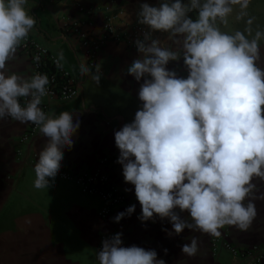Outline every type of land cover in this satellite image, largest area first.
Listing matches in <instances>:
<instances>
[{
	"label": "clouds",
	"instance_id": "9594fccd",
	"mask_svg": "<svg viewBox=\"0 0 264 264\" xmlns=\"http://www.w3.org/2000/svg\"><path fill=\"white\" fill-rule=\"evenodd\" d=\"M27 3L0 0V120L31 123L46 139L34 166V187L47 189L81 122L68 111H43L42 98L50 95L46 74L5 72L37 23ZM249 4L159 0L156 6L139 5L137 22L148 31L135 40L139 56L126 72L140 83L142 106L114 139L124 182L134 186L141 206L138 219L167 220L171 231H162L168 237L185 229L213 237H220L226 226L246 231L257 214L254 200L264 199V193L256 195L254 182L264 181V67L259 64L264 30L254 29L251 17L243 30H223L236 8L238 19L247 16ZM154 33L167 34L166 41ZM181 60L186 78L167 67ZM57 67L62 68L58 61ZM80 70L99 85V73L84 64ZM135 207L118 213L114 222L130 217ZM121 237L116 233L102 241L98 264H165L154 249L122 246ZM181 251L195 256L198 238L192 237Z\"/></svg>",
	"mask_w": 264,
	"mask_h": 264
},
{
	"label": "crops",
	"instance_id": "0c3cea01",
	"mask_svg": "<svg viewBox=\"0 0 264 264\" xmlns=\"http://www.w3.org/2000/svg\"><path fill=\"white\" fill-rule=\"evenodd\" d=\"M142 3L156 6L159 0H28L26 10L37 20L28 38L55 57L78 88V95L72 101L52 102L46 109L47 113L55 115L68 111L81 122L72 149L64 152L60 170L70 174L89 172L99 157L110 155L115 163L117 185L125 193L126 201L114 213L100 219L97 200L84 195L70 180L56 176L49 188L36 189L34 166L46 139L38 129L21 144L20 137L28 123L21 124L6 117L0 120V210L15 191L21 194L23 202L20 213L11 218L10 226L0 229L2 239L9 236L0 245V264H98L97 237L106 231L114 235L122 233L124 247L136 245L146 250L154 249L165 264H237L226 255L211 254L213 236L185 229L179 235L168 237L162 231V228L171 231L167 220L156 218L155 222L141 223L138 219L141 206L134 186L124 182L122 166L117 163L119 149L114 133L132 122L135 112L142 106L138 98L140 83L126 72L139 53L122 40H108L95 53L93 67L89 68L80 40L82 37L96 39L105 23L112 27V35L119 38L132 34L143 38L148 29L137 22ZM246 11L247 16L238 19L240 12L236 8L223 30H243L249 17L254 18V28L259 19L264 18V0H250ZM153 35L162 41L167 39L164 33ZM260 52L259 64L264 67V40L260 42ZM82 64L91 73L100 74L99 85L90 75H81ZM167 67L175 70L178 76L187 77L182 60L170 62ZM5 72L30 76L26 59L17 53L7 63ZM254 182L259 196L264 193V181L257 178ZM254 203L257 214L248 230L229 226L220 230L228 233L235 247L264 244V199H256ZM131 205L136 206L135 212L119 223L114 222L117 214ZM192 237L198 238L199 251L188 257L181 248L190 243Z\"/></svg>",
	"mask_w": 264,
	"mask_h": 264
},
{
	"label": "built area",
	"instance_id": "2783aa9c",
	"mask_svg": "<svg viewBox=\"0 0 264 264\" xmlns=\"http://www.w3.org/2000/svg\"><path fill=\"white\" fill-rule=\"evenodd\" d=\"M76 6H78L76 4ZM140 37L136 35H112V27L105 23L101 34L96 39L82 37L80 46L83 48V55L89 68L93 67L95 53L108 40H122L130 49L136 50L135 40ZM142 39V38H141ZM17 54L24 57L29 66L30 75L39 72L49 77L50 95L42 98L41 108L46 111L47 106L52 102H69L78 95V88L69 75L60 67H57V59L50 55L46 49L35 44L28 37L22 41ZM59 62V61H58ZM60 64V63H59ZM38 128L28 123L20 143L33 137ZM57 177L67 179L79 186L84 195L96 199L100 203L98 217L104 219L114 213L126 201L125 193L118 187L114 159L110 155L99 157L89 172L70 174L60 170ZM114 234L110 231L102 232L97 237L95 250L102 249V241ZM211 254L223 251L229 257L235 259L237 264H264V246L251 245L248 247H235L228 238L226 231L221 232L220 237H212L210 240ZM217 255V254H216Z\"/></svg>",
	"mask_w": 264,
	"mask_h": 264
},
{
	"label": "rangeland",
	"instance_id": "374dc122",
	"mask_svg": "<svg viewBox=\"0 0 264 264\" xmlns=\"http://www.w3.org/2000/svg\"><path fill=\"white\" fill-rule=\"evenodd\" d=\"M262 21H264V18L263 19L262 18L259 19V23L254 25V29L257 26H259V28L261 30H264V22H262ZM15 192L16 193H11L9 195V199L6 200V203L3 205L2 210H0V229L9 227L10 224H11V221H12L11 218L14 215H18V213H20V210H21V207H22L21 205H22L23 200H22V197L19 196L20 193L18 191H15ZM95 202H96V205L98 204V206H100V203H98L97 201H95ZM2 237H4V236H2L1 233H0V245H1L2 240L6 239V238L7 239L9 238V236H5V238H3V239H2ZM261 246H264V244H262ZM219 253L228 256L223 251L217 252L216 254H219ZM0 255H1V249H0Z\"/></svg>",
	"mask_w": 264,
	"mask_h": 264
}]
</instances>
